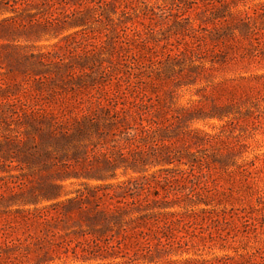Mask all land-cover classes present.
I'll use <instances>...</instances> for the list:
<instances>
[{
	"label": "rangeland",
	"instance_id": "rangeland-1",
	"mask_svg": "<svg viewBox=\"0 0 264 264\" xmlns=\"http://www.w3.org/2000/svg\"><path fill=\"white\" fill-rule=\"evenodd\" d=\"M0 264H264V0H0Z\"/></svg>",
	"mask_w": 264,
	"mask_h": 264
},
{
	"label": "trees",
	"instance_id": "trees-1",
	"mask_svg": "<svg viewBox=\"0 0 264 264\" xmlns=\"http://www.w3.org/2000/svg\"><path fill=\"white\" fill-rule=\"evenodd\" d=\"M256 158H258L259 159V156H257ZM257 161L256 160H254L253 162H251V165L252 166H254V168L257 170L258 168H259V166L257 165V163H256ZM240 168L242 169V173L244 174V175H246L247 176V178H252L253 176H251V175H253V170L249 167V166H246V165H241L240 166ZM191 192L190 193H188V198H190L189 200H191L192 202H194L195 204H200L199 203V201L197 202V201H195L194 199H193V197L192 196H190V195H193V190H190ZM209 192V191H208ZM198 197H201L202 195H204V192H202V193H198ZM210 195H212V193H210ZM201 200H203V199H201ZM202 202H204L205 204H210V203H208L209 201H202ZM125 211V210H124ZM118 213V212H117ZM178 213V212H177ZM175 213V212H173V213H170L172 216H173V218H174V220H175V222H180V221H182V217H183V215L182 214H180V213ZM165 215H168V213L167 214H165ZM109 217H111V218H113L114 220H120L121 221V218H122V213H118V214H116L115 212H114V214H112V215H110ZM109 217L107 216V214L106 213H103V212H98V213H96L95 214V216H94V218H97L98 220H106L107 221V219H109Z\"/></svg>",
	"mask_w": 264,
	"mask_h": 264
}]
</instances>
